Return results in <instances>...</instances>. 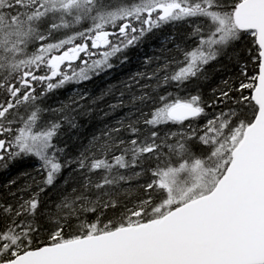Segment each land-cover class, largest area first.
I'll return each mask as SVG.
<instances>
[{
    "label": "snow or ice",
    "instance_id": "1",
    "mask_svg": "<svg viewBox=\"0 0 264 264\" xmlns=\"http://www.w3.org/2000/svg\"><path fill=\"white\" fill-rule=\"evenodd\" d=\"M0 264H264V0H0Z\"/></svg>",
    "mask_w": 264,
    "mask_h": 264
},
{
    "label": "trees",
    "instance_id": "2",
    "mask_svg": "<svg viewBox=\"0 0 264 264\" xmlns=\"http://www.w3.org/2000/svg\"><path fill=\"white\" fill-rule=\"evenodd\" d=\"M73 86H69V89H71ZM89 87H92V85H89ZM67 93H65L64 95H66ZM60 98H64V96L62 95ZM54 102V101H53Z\"/></svg>",
    "mask_w": 264,
    "mask_h": 264
}]
</instances>
